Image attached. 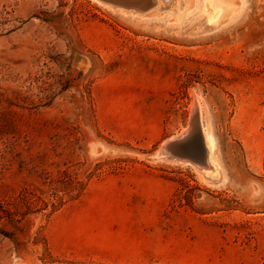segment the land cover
I'll return each mask as SVG.
<instances>
[{
    "label": "rangeland",
    "instance_id": "1",
    "mask_svg": "<svg viewBox=\"0 0 264 264\" xmlns=\"http://www.w3.org/2000/svg\"><path fill=\"white\" fill-rule=\"evenodd\" d=\"M216 2L0 0V264H264V0Z\"/></svg>",
    "mask_w": 264,
    "mask_h": 264
},
{
    "label": "water",
    "instance_id": "2",
    "mask_svg": "<svg viewBox=\"0 0 264 264\" xmlns=\"http://www.w3.org/2000/svg\"><path fill=\"white\" fill-rule=\"evenodd\" d=\"M112 8H119L126 11L143 13L152 8H162V3L157 4L156 0H97ZM160 152L166 159L172 161H186L200 167L206 162V147L202 132V123L198 110L193 109V114L188 129L179 136L166 141Z\"/></svg>",
    "mask_w": 264,
    "mask_h": 264
},
{
    "label": "bare ground",
    "instance_id": "3",
    "mask_svg": "<svg viewBox=\"0 0 264 264\" xmlns=\"http://www.w3.org/2000/svg\"><path fill=\"white\" fill-rule=\"evenodd\" d=\"M163 0H156L157 4H161ZM204 10L207 13V21L210 24H220V20H222V14L225 11V7L223 5H221L220 3H217L216 0H204ZM159 7V6H158ZM153 10V9H152ZM204 12V13H205ZM205 13V14H206ZM225 18V17H224ZM223 21V20H222ZM202 103V102H201ZM201 106V105H200ZM193 107V106H192ZM191 107V108H192ZM195 108L196 110H199V105L197 103H195ZM201 117V116H200ZM202 119V118H201ZM203 122V121H202ZM204 123V122H203ZM189 127V126H188ZM188 128L182 130L181 133H179L176 136L181 135L182 133H184ZM202 132H203V138H204V142H205V147H206V162L202 163L200 167H198V169L205 175L208 176V178L210 177L211 180L213 178H218L220 177V169H219V165H218V161H217V157H216V138L212 132V130L205 124L202 126ZM176 136L170 137L171 140L173 138H175ZM167 140V141H168ZM166 142V141H165ZM164 142V143H165ZM163 143V144H164ZM162 144V145H163ZM162 147V146H161ZM161 149V148H160ZM165 157V156H164ZM184 164H188V162L184 161L182 162ZM192 164V163H191ZM194 167V166H193ZM200 172V173H201ZM203 175V176H204ZM204 176V177H205ZM206 179V178H205Z\"/></svg>",
    "mask_w": 264,
    "mask_h": 264
}]
</instances>
